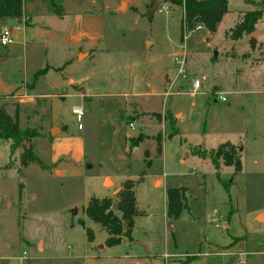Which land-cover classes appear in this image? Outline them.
<instances>
[{
    "label": "rangeland",
    "instance_id": "obj_1",
    "mask_svg": "<svg viewBox=\"0 0 264 264\" xmlns=\"http://www.w3.org/2000/svg\"><path fill=\"white\" fill-rule=\"evenodd\" d=\"M23 1L36 27L24 31V22L0 17V34L9 29L14 38L8 46L0 43V105L17 116L22 129L38 135L22 142L13 154L10 141L0 139V264H137L127 254L146 255L141 264H164V254L176 248L197 252L208 210L210 221L238 211L235 223L247 229L244 242H260L264 248V21L252 34L236 40L230 36L241 16L256 6L229 0L228 12L210 33L204 25L185 30L184 9L171 0L168 10L153 15V0ZM57 10L67 12L58 16ZM79 11L81 27L100 30V42L59 43ZM184 53L186 77L178 76L175 62V56ZM44 57L59 68L44 80L58 82L56 91L63 95L52 100L56 124L65 125L70 138L86 137L88 144V158L71 162L60 175L48 147L53 137L50 104L30 90L32 75L47 66ZM203 77L192 95L189 81ZM70 78L86 91L70 85ZM123 93L125 107L116 112L122 122L116 140L122 147L129 142L127 136H141L126 158L117 154L111 127L105 133L106 147L98 150L95 143L99 96L104 95L105 105L106 94ZM76 106L84 110V129L78 128L72 112ZM169 120L181 131L171 139ZM226 142L240 153L241 172L221 160L218 173L211 159L191 152L195 146L212 150ZM25 145L33 147L46 167L23 164ZM157 178L164 184L155 185ZM129 179L135 182L138 200L133 239L124 236L120 244L108 246V231L89 218L85 208L93 197L112 198V209L121 217L116 191ZM166 184L188 188L190 209L173 228L164 217ZM191 254L187 259L194 258ZM225 258V264H264V255Z\"/></svg>",
    "mask_w": 264,
    "mask_h": 264
},
{
    "label": "crops",
    "instance_id": "obj_2",
    "mask_svg": "<svg viewBox=\"0 0 264 264\" xmlns=\"http://www.w3.org/2000/svg\"><path fill=\"white\" fill-rule=\"evenodd\" d=\"M66 12L67 11H64V13L61 12L62 14L58 16H63ZM54 14H56V12ZM2 18H6V17H2ZM80 18H81V12L79 11L78 15L74 16L72 20L69 22L67 29L65 30L63 37L59 43L79 46L81 45V43H83V41H86V40L90 42V45H94L100 42L101 31L95 30L94 27H92L89 31H87L85 26L81 27ZM18 22L25 23V26H23L22 28L24 31H27V29H32L33 27H36L34 26L35 23L33 21V14L30 11H27L25 9V3L23 4L22 18L19 19ZM44 27L48 29L50 28V24L45 25ZM79 53H81V48L79 49ZM82 55L87 56V54H81V56ZM44 59L46 60L47 66H49V69L46 71L45 74L40 76V78L35 82L33 87L30 86V90H32L33 93L37 97L45 99L50 104V107H51V111H50L51 126L49 127L50 131L52 128L60 129L59 133L56 136H53L51 139L48 140L50 157H52L53 163H58V167L55 171L57 174L60 175L64 172L65 167L71 165V162H82L83 160H86L88 158L87 156L88 144H87L86 137L83 138L81 135L79 136L77 135V137H75L74 139L70 138L67 135V127L65 125L60 126L56 124V121L53 118L54 112L52 110V100L53 98H56L58 96H63V95L58 93V91H56L59 89V87L57 86V84H59L58 82L54 83V82L49 81L48 83V81L44 82V80H46V78H48V76L51 73H53L54 71H57L59 68H56L55 65L50 64L48 60L46 59V57H44ZM60 74H64V71L60 70ZM34 75L35 74H33L32 76ZM69 84L74 87H77V90L79 91H82V92L86 91V89H82V87H80V85H78L73 78H70ZM62 87L63 85L60 86V88ZM124 95H125L124 93L123 94H106L105 95L106 97L105 105H102L103 103L101 102V98L104 95L99 96L100 98L99 106L98 108L94 109V111L97 112V119H98L97 127H96L97 137H96L95 143L97 144L98 150L99 149L103 150V148L106 147V141H105L106 140L105 139L106 130H108V128L111 127V130L115 131V138L113 137L114 138L113 143H116V145H118L117 154H121L120 156H122L123 158L124 157L126 158L127 154H130V152L132 151V147L135 146V145L130 144V139L136 138V136L135 135L127 136L129 139L127 141L129 142L122 144L123 145L122 147L120 146V141L116 140L119 138V134H120V129H121L120 123L122 124V122L116 117V112L118 111V109L120 108L124 109L125 107ZM90 97L92 98V96ZM180 113L182 115V112ZM183 120H185V116H183L180 122H182ZM82 129H84V127ZM157 181L161 182L159 186L164 184V181L161 178H157L154 182L155 185ZM170 186H173V185L166 184L164 188V193L162 192V197L165 199L164 217L167 223L173 222L174 227H176L177 221L182 217L185 210L183 211L182 215L180 216L178 220H175V221L169 220L168 214H167V189ZM178 187H181V186H178ZM121 189L122 187L120 186L116 191L117 194ZM135 194H136V191H135ZM136 206L138 209L137 197H136ZM238 214H239L238 211H233L229 215L227 214L225 217H223V219H220V220L216 219V220L210 221V211L208 210L204 215V228H203L204 231H203V236H202L203 238H200V244H199V248L197 252H194L191 254V253H187L184 251H179V248H176L177 251H173L172 253L166 252L164 254V261H165L164 264H183V263L185 264H225L224 259H227L225 257H232V256L244 257V256H251V255H264V248L261 247L262 243L260 244V242H258L256 243V245L253 244L249 246L248 244L249 242H244L247 239L245 237L247 229H246V226L241 224L240 222L235 223L237 222V217H239ZM259 214H257V217ZM133 227H134V224H133ZM168 228H169V225H168ZM133 232L134 231L132 229V239H133ZM220 242L225 243V245H223L226 247L225 249H221L219 247L218 243ZM189 254H191L192 255L191 257H194V258L187 259L190 257ZM126 256H128L129 258L136 259V263L141 264L140 258L145 257L146 255L131 256L127 254ZM153 256L155 257V255Z\"/></svg>",
    "mask_w": 264,
    "mask_h": 264
},
{
    "label": "trees",
    "instance_id": "obj_3",
    "mask_svg": "<svg viewBox=\"0 0 264 264\" xmlns=\"http://www.w3.org/2000/svg\"><path fill=\"white\" fill-rule=\"evenodd\" d=\"M175 5H179L184 9L183 24L185 30L192 31L198 25H204L210 33H214L218 24L222 21L224 15L228 12L229 0H171ZM253 3L256 8L247 11L241 16L239 22L231 29L230 36L232 39H240L244 34H252L259 21H264V0L258 2L247 0ZM23 0H0V17L22 18ZM52 6H55L54 3ZM57 15H61L60 11H56ZM264 47V43H263ZM49 66L40 69L33 76L35 82L46 73ZM159 118L161 117L158 114ZM169 118V116H168ZM171 133L168 139L180 134L179 128L176 129L175 124L169 120ZM37 132L33 129H22L19 121L11 116L3 105H0V139L10 141V153L13 154L22 142L33 136H37ZM158 150L162 149V140L157 136ZM137 141V138H134ZM135 145V143L133 144ZM192 153L202 157L211 159L218 173L221 167V160L224 165L234 167L235 172H241L243 169L242 159L238 153L236 146L231 142L221 144L217 149L207 150L199 146L193 147ZM147 154V152H146ZM22 162L24 165L37 163L42 167H46L44 161L34 152L33 147L28 148L25 145ZM150 165V164H149ZM220 175V174H219ZM225 188L229 189L219 176ZM188 188L185 186H170L167 189V214L170 221L180 218L184 210H189L187 197ZM117 209L122 216L119 217L112 209V198L93 197L85 208V213L89 218L99 223L108 233L109 238L106 244L115 246L121 243L124 236L132 239V226L134 217L138 214L136 206L135 182L131 179L123 183L122 189L118 192ZM127 228H125V224ZM89 240H93L92 232L88 231ZM185 264V263H183Z\"/></svg>",
    "mask_w": 264,
    "mask_h": 264
},
{
    "label": "built area",
    "instance_id": "obj_4",
    "mask_svg": "<svg viewBox=\"0 0 264 264\" xmlns=\"http://www.w3.org/2000/svg\"><path fill=\"white\" fill-rule=\"evenodd\" d=\"M164 5L162 8L161 6ZM159 6L158 11L159 12H163L168 10V7L165 4H162ZM203 25H198L195 29H201L203 28ZM187 37V36H186ZM0 43L2 46H8L9 44L14 43V38H13V34L12 31L9 29H5L4 31L1 32L0 34ZM185 53L183 56L177 54L175 56V62L179 65V69H178V76L179 75H183L184 77H186V68H185ZM205 81V78L203 77L202 79H195L194 81H190L191 84V91H192V95H195L196 92L199 90V88L202 86L203 82ZM220 99L225 101L226 97H224L223 94L220 93ZM73 114L76 115L77 120L79 121V125L78 128L82 129L83 128V124L81 123L83 116H84V110L82 107H74L72 110ZM131 127H134L133 123L130 124Z\"/></svg>",
    "mask_w": 264,
    "mask_h": 264
},
{
    "label": "water",
    "instance_id": "obj_5",
    "mask_svg": "<svg viewBox=\"0 0 264 264\" xmlns=\"http://www.w3.org/2000/svg\"><path fill=\"white\" fill-rule=\"evenodd\" d=\"M169 1H170V0H153V2H152V6H151V8H150V10H149V14H150V15H153V14L158 10V8H159L160 5L165 4V3H168ZM123 5H124V2L122 3V5H121L120 7H122ZM16 20L19 21V18H16ZM254 43H255V40L253 39V40H252V46H254ZM82 89H83V88H82ZM59 131H60L59 128H52L51 131H50V134H51L52 136H54V134H55L56 132H59ZM137 140H138V141L141 140V136H139ZM107 179H108V178H107ZM106 181H107V180H106ZM105 183H106V182H105ZM173 227H174L173 222H169V228H173Z\"/></svg>",
    "mask_w": 264,
    "mask_h": 264
}]
</instances>
